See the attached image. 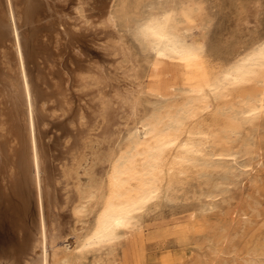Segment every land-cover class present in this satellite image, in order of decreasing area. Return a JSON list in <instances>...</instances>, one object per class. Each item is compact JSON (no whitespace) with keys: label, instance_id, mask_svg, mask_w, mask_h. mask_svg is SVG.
<instances>
[{"label":"bare ground","instance_id":"obj_1","mask_svg":"<svg viewBox=\"0 0 264 264\" xmlns=\"http://www.w3.org/2000/svg\"><path fill=\"white\" fill-rule=\"evenodd\" d=\"M71 1L0 0V219L7 218L15 226L25 228L22 244L27 247L23 258L37 256L36 264H51L52 260L56 264L74 263L91 251L112 247L128 229L138 227L141 216L152 205L173 193L175 185L186 182L183 180L187 176L214 178V189L209 193L214 197L230 177L250 171L252 159L259 156L256 143L250 140L251 136L244 138V135L254 131L264 118V38L229 62L216 66L208 57L209 48L202 32H196L201 25L197 21H203L199 17L205 12L199 2L152 1L146 10L133 17V35L144 50L174 63L190 82L178 87L174 96L158 101L151 113L141 115L125 144H120L119 135L116 141L112 140L114 146L109 150L106 146L104 162L108 164L101 172L104 175L96 190H88L77 182L74 191L73 209L79 221L90 201L97 199L91 207L94 211L91 225L77 238L74 249L69 251L66 247L68 250L63 249V253L56 249L50 254L49 247L58 236L55 233L58 200L54 201L55 179L41 126L46 121L64 118L61 123L70 126L69 132L83 133L86 125L90 130L102 128L100 136H105L101 135L104 129L111 139V132L121 122L120 116L128 112L136 114L139 104L131 91L113 86L111 72L102 64L105 60L100 63L88 58L80 47L88 29L98 28L91 30L103 36L100 40L104 41L99 43L107 54H126L128 49L123 46L122 35L120 38L118 30L114 31L117 21L113 11L104 8L101 16H94L87 24L80 14H75ZM64 51H71L76 57L67 67L63 66ZM42 56L47 60L44 76H34L30 61L36 58L40 65ZM81 135L73 143L68 141L69 147L60 158L77 154L82 146L88 147L90 133L86 137ZM106 136L101 143L107 140ZM241 158L246 159L243 162ZM261 163L262 160L258 161ZM68 165H64V170L78 181L82 161L79 165L70 162ZM215 172H219L218 176ZM13 190L20 198L13 196ZM32 212L29 224L27 219ZM247 264H264V259L254 254Z\"/></svg>","mask_w":264,"mask_h":264},{"label":"rangeland","instance_id":"obj_2","mask_svg":"<svg viewBox=\"0 0 264 264\" xmlns=\"http://www.w3.org/2000/svg\"><path fill=\"white\" fill-rule=\"evenodd\" d=\"M73 1H71V5L75 6V14H80L79 17H81V19L84 18L87 24L94 19V16H101L104 8H111L113 11L117 21V28H115L114 31L118 30L116 32L118 33V37L121 38L122 35L121 41H123V46L125 45V49H128V51L126 50V54H116L117 56L107 54L100 45V43L104 41L100 40L101 38L104 39L103 36L99 34V31L94 32L97 31L98 28L88 29V35H83V38L79 42L80 47L88 58L98 60L100 63L105 60L102 64L105 65L109 72H111L109 75L110 80L113 81H111L113 86L131 91L134 100L138 97L136 101H139V104L137 103L136 114L138 115H130L131 113L128 112V114H122L120 116L123 125L120 122L117 124V127L115 126L113 131L116 132V135L114 132H111V139L106 136V132L103 129V134L101 135L105 134V139H107L103 143L101 142L104 141L103 137L105 136H100L99 133V129L102 130V128L90 130V128L87 129L86 125H84L86 128L85 130H87V132L84 130L85 133L84 131L83 133L78 131L79 133L77 134L76 130L74 133L73 131L69 132L68 127L70 128V126L66 127L65 123H61L64 121V118L54 119V121H46V123L41 126L43 145L50 154L48 155L49 166L51 168L52 177L56 180H54V190H52L55 194L54 201L58 200L55 207V221H57L55 224L57 225L56 228L58 227L55 230V233L58 236L53 240V245L51 244L49 247L52 248L49 249V253L52 255V252L56 249L58 252L61 251V253L68 249L69 251L74 249L76 246L75 243L77 244L78 242L77 238L80 239L82 233L87 231V228H89L92 223L94 211L92 213L93 208L91 207H93L94 202H96L97 199H92V201H90V204L88 205L90 211L88 210V207V209H86L87 212L89 211L90 213L86 212V215L83 214V221H79L73 209V201L76 197V192H74L77 186L76 183L78 182L79 184H82V186L84 185L83 187L88 190H96L95 187L104 175V173L101 172H104V169L108 164V162H104V158L106 157L109 148L114 146L115 142L113 141H116V137L120 135V144H125L126 138L131 129L142 119H139L141 115L145 116L151 113L158 101L174 96V94L177 93L178 87L182 86L184 83L190 82L184 77V74L179 67L174 63L165 62L162 59L154 57L150 52L144 50L133 35V17L146 10L148 4L153 2L156 3L161 0ZM197 2L202 6V12L205 11L204 14L201 13L204 16V19L202 18V15V17L200 16L199 18L203 20L202 22H206L203 25L201 21H197L199 25L201 24V27L198 26L199 29L197 31L195 29V31L197 33L199 31L200 34L202 32L201 37L206 41L209 48L208 57L214 65L220 66L221 64L229 62L236 55L241 53V51L243 52L247 47H250L251 44L264 38V0H197ZM80 3H82L83 6ZM110 4L112 7H110ZM77 5L79 11L77 10ZM90 10L91 12H89ZM92 12L94 13L92 14ZM42 25L45 24H41L40 26ZM131 26L133 28H131ZM124 39L126 41H124ZM95 41L97 43H95ZM124 42H126L128 48H126L127 45ZM35 44L36 41H34V45ZM97 44H99L98 47ZM71 51L63 52V66H69L70 61L76 58ZM102 54L105 55L106 58H104ZM42 57L43 58L40 61L42 64L40 65L36 58H32L30 61V71L34 76H44L45 68H43V66L47 64V60H45L44 56ZM127 68L130 70H127ZM140 105L141 108H139ZM140 111H143V114H140ZM134 115L138 118H132ZM124 120L125 123L127 122L126 124L124 123ZM121 125L122 129H120ZM116 128L117 130H115ZM91 131L93 133H91ZM89 133L91 135L89 138L92 141H89L87 148L82 146L78 150L79 152H76L77 154L74 153L76 156H74V158V154L65 157L66 160L60 158L61 153L64 156L63 152H66L69 143H73L78 139L75 137H80L81 134L82 137H86ZM98 134L100 137L97 136ZM245 136H251L250 140L253 143H256V151L259 152H257L259 156L255 154L256 156L252 159V161L254 160L252 169L244 173L243 176L235 177L234 175H231L233 178L230 177L226 182L227 184L224 183L226 187H223L224 185H222L221 189H217L218 191L216 190L218 192L216 193L217 196H209L210 191H213L214 189V178L212 181L208 180L206 177H199L198 175L194 176V174H191L187 176L188 178L186 177V179L183 180H187L186 182H180L175 185L176 190L174 189V191H172L173 193L175 191L177 192L174 193L175 196L173 193L168 196H163L164 198H162L161 201H158V205H152L153 208L150 207L147 213L150 212L148 214L145 212L144 215H146L141 216V221L139 220L140 223L138 222V227L135 226L132 229H128L124 233V236L119 240L120 242L118 241L119 243H116L117 245L115 244L112 247H105L101 251H91L89 254H86L85 257H82L81 260H76L78 262L74 261V263H68L247 264L248 260L254 254L264 259V118L259 122L258 127L255 128L254 131L251 130L249 135H244V138ZM236 144H239V142ZM61 146L64 151H62ZM106 146H108L107 152L105 151L107 149ZM58 152L59 155L57 154ZM245 159L246 158H241L240 160L244 162ZM260 160H262V163L258 164V161ZM81 161L82 165L81 167L79 166L80 175L77 181L71 178L64 168L66 164L67 166H70L68 165L69 162L73 165H79ZM54 164L57 165V167ZM56 170L61 174L59 175ZM215 174L218 176L219 172H215ZM62 175H64V177ZM19 187L20 186L17 188ZM12 193L16 198H20L15 193V190H13ZM155 205L157 206L155 207ZM35 211V208H33L34 213H36ZM33 212L28 216L27 222L29 224L33 220ZM0 225V264H26L27 260H30L27 264H36L37 256L33 257L35 259H31L30 257L23 258L24 251L27 247H24L22 244L23 235H25L26 232V230L24 231L25 228L17 225L15 226L9 219L7 220V218H1ZM13 232L17 235L13 234ZM17 243L19 244L17 245ZM57 244L59 245L57 246ZM15 247H17L18 250ZM64 247H67L68 249H65ZM51 262L56 264V261L52 260Z\"/></svg>","mask_w":264,"mask_h":264}]
</instances>
